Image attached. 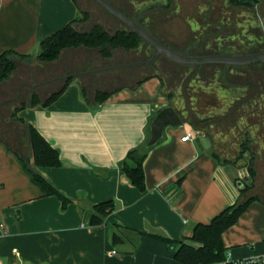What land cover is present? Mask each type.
<instances>
[{"label":"crops","instance_id":"crops-1","mask_svg":"<svg viewBox=\"0 0 264 264\" xmlns=\"http://www.w3.org/2000/svg\"><path fill=\"white\" fill-rule=\"evenodd\" d=\"M83 11L78 0H0V52L37 53L41 39ZM87 20L72 25L83 27ZM139 49L116 48L108 58L95 48L63 49L46 63L57 71L52 77L81 74L49 105L16 112L58 149V166L36 169L70 199L64 207L57 196L43 194L15 153L32 164L22 134L10 137L6 131L18 123L10 118L14 106L7 116L0 112L1 264H182L155 235L180 240L190 224L208 222L237 199L238 183L247 176L244 164L220 162L212 141L202 149L196 135L182 140L193 129L184 122L165 125L148 149L144 191L124 177L127 150L146 141L151 116L170 104L158 74H143L146 59L132 53ZM7 82H0L1 92ZM97 90L109 92L99 104ZM251 193L258 199L221 235L230 260L264 254V180L258 174ZM110 199L113 209L103 223L91 224L92 204ZM115 224L127 228L122 242L112 240Z\"/></svg>","mask_w":264,"mask_h":264},{"label":"trees","instance_id":"trees-1","mask_svg":"<svg viewBox=\"0 0 264 264\" xmlns=\"http://www.w3.org/2000/svg\"><path fill=\"white\" fill-rule=\"evenodd\" d=\"M258 1L228 0V3L235 7L253 10ZM167 5L168 3H164V6ZM115 6L127 14L121 7ZM160 6L156 2H152L151 5L143 6L139 10L135 5L134 8L142 15L144 11L154 10ZM89 15L88 11H83L80 17L71 19L41 39L39 49L34 55L20 53L13 49L1 51L0 82L7 80L10 74L16 70L18 60L33 58L37 63L52 62L60 56L63 49L79 46L95 48L101 57L108 58L112 56L113 50L116 48L137 49L145 42L136 31L127 26L116 28L112 32L106 30L100 23H94L87 30H78L72 26L74 21L87 20ZM127 15L136 19L155 37H159L146 26L143 17L137 18L130 14ZM206 23L211 24L208 21ZM208 25L202 27L204 31L193 33L187 42L185 41L183 47L168 44L160 37L158 39L177 51L191 55L248 53L264 49H249L247 45L237 46L234 45L235 42L225 41V37L237 35L238 31L229 29V24L225 22L224 18L219 19L215 24L212 23L214 27H210L213 29L211 32L210 29L206 30ZM223 27L227 29L223 30ZM160 58L170 62L173 66L172 70L178 73L180 77L178 97L183 102V106L180 108L172 102L170 92L164 93L170 100V105L179 113L181 121L187 123L193 130L210 137L212 153L220 162H242L247 170L245 179L238 183L239 194L237 199L213 215L208 222L190 224L188 232L184 233L180 240L155 235L167 243L168 247L173 250V257L182 264H215L226 258V249L221 238L222 232L236 221L239 214L251 201L258 199V195L251 193L257 175V155L250 145L249 130L254 127L264 128V60L246 64H226L218 62L183 63L164 55L157 57L156 60H160ZM149 64L151 65V61ZM250 69L253 71L251 72ZM258 69L263 71L262 76L258 73L260 79L256 78L257 75L255 74ZM72 79L73 77H69L62 80L60 86L50 91L46 96H40L36 91H31L28 99L19 101L20 103L13 107L10 114V118L20 124V126L17 125L16 130L24 137L32 160V164H30L15 152L21 160L23 168L43 194L57 196L63 207L70 199L36 169L38 166H58L60 164L59 151L31 123L18 117L16 112L28 106L49 105L61 94ZM256 87L258 89L255 92ZM81 92L84 96V88H81ZM108 95V91L97 90L94 93V102L99 104ZM224 124L227 125L228 131ZM223 125L225 128H223L224 132L222 133L220 126L223 127ZM229 131H232L231 133L238 138L237 144L234 140L223 141L222 137L221 139L215 138V133H220L223 136ZM149 148L145 146V141H143L128 149L121 163L124 177L139 191L145 190L143 162ZM91 208L89 222L93 225L101 224L113 209V201L110 199L96 202L92 204ZM114 226L113 242L124 241L123 231L127 228L121 227L119 224ZM138 233L141 234V232Z\"/></svg>","mask_w":264,"mask_h":264},{"label":"rangeland","instance_id":"rangeland-1","mask_svg":"<svg viewBox=\"0 0 264 264\" xmlns=\"http://www.w3.org/2000/svg\"><path fill=\"white\" fill-rule=\"evenodd\" d=\"M110 3L121 7L127 14L132 17L137 18L143 17L146 26L157 34L166 43L171 44L175 47H183L185 41L189 39L195 32H202L203 26L208 25L206 22L211 23L207 26L206 30L210 32L213 31L212 23L215 24L219 19L224 18L225 22L229 24V29L238 31L237 35L227 36L226 40L235 42L234 45L245 46L249 49H263L264 48V28L260 25L259 16L262 15L263 4L258 2L255 8L258 10L257 13H253L250 9L245 7H235L228 3V0H108ZM112 1V2H111ZM264 2V0H261ZM82 7L86 8L91 16L88 17L87 22H84L82 26H73L74 28H80L83 30L89 29L94 23L102 24L106 30L109 32L114 31L116 28H124L125 24L107 11L103 6L97 3L95 0H78ZM145 2V4H144ZM152 2L161 5L159 8L154 10L144 11L142 15L138 13V10L143 6L151 5ZM133 3V4H131ZM164 3H168L164 6ZM134 5L138 7V10L134 8ZM163 7V8H162ZM263 15L261 17V20ZM78 21V20H77ZM211 25V26H210ZM214 27V26H213ZM222 28V27H221ZM227 28L223 27V30ZM158 37V38H159ZM152 46L146 41L140 46V49L133 51V56L135 59L142 58L147 59L152 53ZM35 54V53H30ZM157 55L153 60H151L150 68L142 69L143 74L157 73L160 77V89L163 92H170L172 94V102L178 106L182 107L183 102L180 100V77L173 69V66L167 60L161 59L156 60ZM163 56V55H162ZM160 62V63H159ZM34 59L29 60H18L17 68L8 77L9 82H7L6 87L3 92L0 91V100L8 99L12 96H19L14 102L6 103L1 106L0 112L7 116L12 106L18 105L22 100H27L31 91H38V94L46 96L50 89L59 85V82L54 81L51 83L41 84L29 89L27 86H23L21 90V85L23 83H33L42 82L45 79L51 78L57 71L49 64L37 63L40 65H34ZM49 63V62H47ZM48 66V68H47ZM136 69L140 67H135ZM251 70V69H250ZM253 70H251L252 72ZM262 70H257L255 73L256 78L260 79L258 73L262 76ZM142 73V72H141ZM61 74V73H59ZM264 74V73H263ZM254 76V75H253ZM6 81V80H5ZM3 82V81H2ZM255 88V92L257 91ZM21 92V94H20ZM253 91V93H255ZM6 94V95H5ZM4 95V96H3ZM3 96V97H2ZM229 96V95H228ZM213 111V110H211ZM17 124H9L7 133L11 136L17 135ZM220 124V123H217ZM225 125V124H224ZM223 127L220 126L222 133L223 128L227 129V125ZM228 131V129H227ZM249 136L251 138V148L256 152V170L260 180H264V128H252L249 130ZM229 131L228 134L223 136L220 133H215V138L221 139L223 141L234 140L237 144L239 142L238 138ZM6 133V134H7ZM230 133V134H229ZM8 135V137H9ZM234 143V145H235Z\"/></svg>","mask_w":264,"mask_h":264},{"label":"water","instance_id":"water-1","mask_svg":"<svg viewBox=\"0 0 264 264\" xmlns=\"http://www.w3.org/2000/svg\"><path fill=\"white\" fill-rule=\"evenodd\" d=\"M101 6H103L107 11L121 20L125 26L136 31L147 43L152 46V53L146 61L153 60L157 55H164L174 61L183 62V63H195V62H218L226 64H246L255 61L264 60V49L248 52V53H212L204 55H191L184 52L177 51L176 49L165 44L157 37H155L151 32H149L143 25H141L136 19L131 18L123 11L118 9L115 5L110 3L108 0H95ZM262 25H264V14L261 20ZM80 72H73L60 75L58 77H53L49 80L42 82H36L33 84H23L27 87H34L42 83L53 81V80H64L69 77L78 76ZM18 96L14 98H8L0 101V105L15 101ZM181 117L179 113L172 107V105H166L154 114L149 122V135L145 141V146L150 147L157 143L162 135L163 128L165 125L177 126L181 124ZM197 143L202 149H208L211 146V139L208 135L203 134L202 132H197L196 135Z\"/></svg>","mask_w":264,"mask_h":264},{"label":"built area","instance_id":"built-area-1","mask_svg":"<svg viewBox=\"0 0 264 264\" xmlns=\"http://www.w3.org/2000/svg\"><path fill=\"white\" fill-rule=\"evenodd\" d=\"M197 132H199V131H196V130L192 129V131L186 132L181 137V139L182 140L189 139V138L193 137L194 135H197ZM21 264H43V263H29V262H25V263H21ZM215 264H264V254H262V255H251V256L246 257L244 259L230 260L228 258V253L226 252V258L224 260H222L221 262H218V263H215Z\"/></svg>","mask_w":264,"mask_h":264},{"label":"flooded vegetation","instance_id":"flooded-vegetation-1","mask_svg":"<svg viewBox=\"0 0 264 264\" xmlns=\"http://www.w3.org/2000/svg\"><path fill=\"white\" fill-rule=\"evenodd\" d=\"M259 3H261V4L264 5V2L261 1V0L258 1V4H259ZM256 5H257V4H256ZM256 5H255V6H256ZM251 11H252L253 13H254V12H255V13L258 12V10H257L256 8L253 9V10H251ZM261 12H262V15H263V14H264V7H263V9H262ZM262 15L259 16V18H260L259 23H260V25L262 26V28H264V25H262V23H261V17H262ZM150 61H151V60H150ZM150 61H145V60L143 61V62L145 63V65H146V66L144 67V69H147V70H148V69L150 68V64H149ZM51 78H53V77H51ZM51 78H48V79H45V80H49V79H51ZM7 80H8V79H7ZM45 80H43V81H45ZM54 81H58V80H53V81H51V82H54ZM33 83H36V82H33ZM33 83H30V84H33ZM48 83H50V81H49ZM23 84H25V83H23ZM27 84H28V83H27ZM43 84H45V83H43ZM23 86H24V85H21V90H22ZM37 86H38V85H37ZM34 87H35V86H34ZM31 88H32V87H29V89H31ZM20 94H21V92H20ZM19 96H20V95H19ZM19 96H18V97H19ZM14 97H16V95H15V96H12V97H10V98H14ZM17 99H18V98H17ZM17 99H16V100H17ZM12 102H14V101H10V102H7V103H10V104H11ZM5 104H6V103H5Z\"/></svg>","mask_w":264,"mask_h":264}]
</instances>
